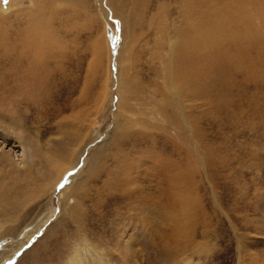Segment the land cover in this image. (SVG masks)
Listing matches in <instances>:
<instances>
[{
	"label": "rangeland",
	"instance_id": "1",
	"mask_svg": "<svg viewBox=\"0 0 264 264\" xmlns=\"http://www.w3.org/2000/svg\"><path fill=\"white\" fill-rule=\"evenodd\" d=\"M75 252L264 264V0H0V264Z\"/></svg>",
	"mask_w": 264,
	"mask_h": 264
},
{
	"label": "bare ground",
	"instance_id": "2",
	"mask_svg": "<svg viewBox=\"0 0 264 264\" xmlns=\"http://www.w3.org/2000/svg\"><path fill=\"white\" fill-rule=\"evenodd\" d=\"M56 1V0H55ZM224 21V20H223ZM220 22V21H219ZM218 22V23H219ZM222 23V22H221ZM221 24H219V26H220ZM204 31V30H203ZM40 41V40H39ZM34 44V43H33ZM34 47V46H33ZM39 48V47H38ZM44 51V50H43ZM36 53V52H35ZM43 53V52H42ZM41 53V54H42ZM44 54V53H43ZM42 54V55H43ZM39 55V54H38ZM37 55V56H38ZM45 55V54H44ZM44 59V57H41V55L37 58V59H35L36 61H38V62H42V60ZM37 62V63H38ZM30 66V65H29ZM33 70V69H32ZM31 73V72H30ZM176 76V75H175ZM178 77V76H177ZM181 77V76H180ZM181 78H183V77H181ZM79 149L77 148V149H75L74 150V152H77ZM54 154V153H53ZM56 155V154H55ZM25 158H26V156H25ZM53 157L51 156V159H52ZM55 160V159H54ZM52 161V160H51ZM160 169V168H159ZM165 178V177H164ZM132 183L133 184H131V185H134V187L137 189V187H138V185H135V182H133L132 181ZM185 183V182H184ZM137 184V183H136ZM176 189V188H175ZM177 189H178V187H177ZM179 190H180V188H179ZM178 191V190H177ZM142 192V191H141ZM175 193V192H174ZM152 196V195H151ZM150 196V197H151ZM157 196V195H156ZM173 197V196H172ZM178 197V199H179V196H177ZM167 198V197H166ZM180 204H183V198L181 197L180 199ZM164 201V200H163ZM139 202V201H138ZM158 203V202H157ZM133 204V203H132ZM184 207H185V205H184ZM188 208V207H187ZM134 211V210H133ZM163 211H165V213H166V215H167V217H168V219H169V222L171 223V225H173L176 229H178V230H181V225L179 226V224H178V221H180L181 219H179L178 217L179 216H176V215H174V216H172V217H169L170 215L168 214V210H166V209H164ZM189 211V210H188ZM135 212V211H134ZM179 212H181V217L180 218H183V215H182V213L184 212V210H181V211H179ZM140 213L141 212H136V214L138 215H133L134 217L132 218V225H131V227H130V229H134V227H136L137 226V224L136 225H134L137 221H138V219H139V217H140ZM190 213V212H189ZM192 213V212H191ZM190 213V214H191ZM176 214V213H175ZM132 216V215H131ZM189 216V215H188ZM104 217V216H103ZM178 218V219H177ZM186 218V217H185ZM192 218V217H191ZM177 219V220H176ZM184 219V218H183ZM189 219V218H188ZM133 220H134V224H133ZM143 220H139V222H138V224H140L141 225V227H143ZM192 223V222H191ZM144 224H146V223H144ZM149 224V223H148ZM195 226V225H194ZM194 226H192V225H189V227L192 229V231L194 230ZM144 227H146V226H144ZM143 227V228H144ZM197 227V226H196ZM187 228V227H186ZM122 229V228H121ZM148 229V228H147ZM190 229V230H191ZM131 232V233H130ZM132 232H134V231H131V230H129L128 229V231L127 232H124L123 233V238H122V242L123 243H120V248L118 249V251L120 252V251H122L121 249H122V246H124V244L126 243V245L128 244V246L130 245V244H132V238L133 237H129V235L131 236V234H132ZM177 235V234H176ZM187 238H189V237H187ZM134 239V238H133ZM121 242V241H120ZM86 244V243H85ZM88 244V243H87ZM92 246H95V245H93V243L91 242L90 243ZM130 247V246H129ZM128 247V248H129ZM130 249V248H129ZM128 250V249H127ZM75 251V250H74ZM131 251V250H130ZM101 252V251H100ZM106 252V251H105ZM129 252V251H128ZM97 253V252H96ZM97 257H100L101 258V256L100 255H96ZM246 256V255H245ZM243 254H240V263L239 264H263V262H260V263H258V261L257 262H254V260L253 259H247L248 257L246 256L245 257ZM251 256V255H250ZM120 257V256H119ZM128 257V256H127ZM131 257H133V256H131ZM130 258V257H129ZM129 258H126L125 256H121L120 257V260L122 261L121 263H119V262H116V260H115V258L113 259L112 257H111V259L110 260H108L107 258V260H108V262H107V264H131V261H130V259ZM103 259H105L104 257H102L101 258V260H102V263L103 262H105V261H103ZM100 260V261H101ZM101 263V262H100ZM67 264H85L84 263V261H83V259H82V256L81 255H79L77 252H75V253H73L72 254V256H70V259H68L67 260ZM132 264H137L136 263V261L133 259V261H132Z\"/></svg>",
	"mask_w": 264,
	"mask_h": 264
}]
</instances>
